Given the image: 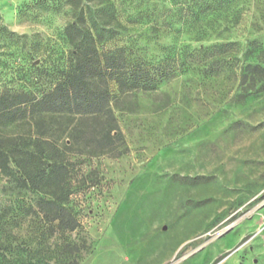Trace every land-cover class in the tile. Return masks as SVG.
<instances>
[{
  "label": "rangeland",
  "instance_id": "rangeland-1",
  "mask_svg": "<svg viewBox=\"0 0 264 264\" xmlns=\"http://www.w3.org/2000/svg\"><path fill=\"white\" fill-rule=\"evenodd\" d=\"M206 1L185 25L177 19L181 9L191 14L190 0H0L3 24L39 50L20 59L15 39L0 32V88L51 87L73 48L67 24L82 11L96 19L101 48L136 42L153 63L176 39L243 49L257 39L261 49L246 62H264V0ZM166 9L174 23L159 31ZM243 90L228 71L196 68L148 90L115 88L116 137L76 139L63 118L0 119V150L43 152L41 171L49 156L64 160L80 222L73 238L85 245L79 264H264V89ZM25 178L13 157L10 170L0 168V264H47L56 249L57 235L33 211L42 193Z\"/></svg>",
  "mask_w": 264,
  "mask_h": 264
},
{
  "label": "trees",
  "instance_id": "trees-1",
  "mask_svg": "<svg viewBox=\"0 0 264 264\" xmlns=\"http://www.w3.org/2000/svg\"><path fill=\"white\" fill-rule=\"evenodd\" d=\"M121 1L125 3L130 0ZM190 1L191 14H184L181 9V15L177 19L178 22L183 19L185 25L199 20L206 10V0ZM196 7H199L198 11ZM159 15L161 16L155 19L159 24L156 25L160 28L159 31L164 28V24L173 26L174 22L169 21L173 16L170 9ZM1 20L0 16V32L15 39L19 58L29 56L32 60L38 59L39 50L35 44L29 46V37L9 30ZM94 30L97 32L94 33ZM172 30L177 33L180 31ZM65 34L73 48L70 57L58 69H54L57 73H62H59L51 87L40 94L37 90L25 87L0 88V119L3 123L18 124L33 120L39 124L44 123L47 118H63L66 123L64 127L76 139L83 138L84 134H89L92 141L108 138L113 136L115 129L111 109L115 88L119 92L148 90L166 78L196 68L207 76L225 71L232 73L240 80V87L244 89L240 94L243 96L250 95L249 91H253L257 85L264 89V62H246L257 49H261L257 39L248 43L245 49L236 41L193 46L190 43L178 45L180 40L176 39L175 43L168 46V53L153 63L138 52L136 42L113 49L101 48L99 43L103 39L96 19L88 18L83 11L67 24ZM194 40L201 42L202 38ZM36 70L40 71L39 68ZM12 157L26 176L25 184L42 193L36 199L34 213L41 214L46 223L50 224L47 228L51 234L49 237L54 233L57 235L56 249H49L47 264H52L50 262L55 257L59 264H79L85 245L73 238L72 232L79 227L80 222L69 203L71 188L68 186L67 165L64 160L49 156L41 171L39 163L44 161L43 157H47L43 152L39 154L36 150L24 148L17 152L0 150L2 170H10Z\"/></svg>",
  "mask_w": 264,
  "mask_h": 264
}]
</instances>
